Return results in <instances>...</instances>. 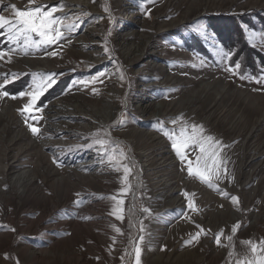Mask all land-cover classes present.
Wrapping results in <instances>:
<instances>
[{
	"label": "rangeland",
	"instance_id": "obj_1",
	"mask_svg": "<svg viewBox=\"0 0 264 264\" xmlns=\"http://www.w3.org/2000/svg\"><path fill=\"white\" fill-rule=\"evenodd\" d=\"M10 5L59 7L74 28L0 60V83L17 74L12 95L55 74L42 112L22 115L28 97H0V264H135L141 235L140 264H236L232 245L239 256L242 241L264 239V81L241 79L264 77V0H0V15ZM3 33L0 49L15 47ZM181 124L225 146L215 188L189 176L165 135ZM98 131L132 162L123 221L110 214L123 173L89 147Z\"/></svg>",
	"mask_w": 264,
	"mask_h": 264
},
{
	"label": "snow or ice",
	"instance_id": "obj_2",
	"mask_svg": "<svg viewBox=\"0 0 264 264\" xmlns=\"http://www.w3.org/2000/svg\"><path fill=\"white\" fill-rule=\"evenodd\" d=\"M34 2L35 0H29L30 4ZM10 10L12 12L11 17L0 15V30H4L3 34L6 35L7 41L10 44L15 45V47L8 49H0V60L7 57L9 63L11 62L12 53L23 51L26 54L29 48L58 45L61 40L66 39V33L72 32L74 28V22L65 23L66 17L55 15L56 12L60 11L59 7H53L46 11L43 7L39 6L22 10L15 5H10ZM36 37H38V39ZM49 55L54 57L57 55V52L53 51L49 53ZM218 55L221 56L222 60H230L232 54L230 52H220ZM240 67L241 65L239 63H235L234 66L229 65L225 70L235 72L240 69ZM35 75L36 78L33 80L30 90L21 91L15 95L10 94L5 89L9 83L13 82L17 74H5L3 82L0 83V97H9L11 95V98L13 99H16L17 97L29 98L28 102L25 103L21 109H18L22 115L25 113L32 114L34 111L42 112L43 108H37V103L47 89L55 82L53 79L55 74ZM99 75H103V73H100ZM96 79H98V77H93L91 82H94ZM241 79H253L257 83L264 81V77L257 79L256 77L242 76ZM175 123H177V121H173V124ZM29 127L33 134H39L40 129L38 127L33 125H29ZM165 135L171 141V146L180 160L182 162H187L186 167L189 176L199 178L200 181L207 184L210 188L216 187L215 181L226 178L227 162L221 157V153L225 146L221 141L216 140L214 137L205 135L203 126L196 124H181L178 133L166 132ZM109 137L110 133L107 131H98L94 134V139L89 147L94 145L98 146L100 151L108 155L109 161L112 163L116 171H122L123 173L120 193L110 197L113 201L110 214L114 216L116 220L123 221L125 219V200L120 197L126 196L132 191V184L129 182V177L132 175L133 168L130 166L132 162L129 160L124 147L116 144ZM190 147L193 148V150H199V154L194 161L189 159L186 152ZM124 161H128V163H124ZM184 195L188 196V193H184ZM225 195L227 194L225 193ZM232 200L233 203H238L237 197H232ZM189 206L191 207V203ZM129 211L131 212V210ZM143 211L148 212L149 210L143 209ZM239 227L240 225L236 224L232 228V233L235 234ZM112 228L115 233L123 234L120 227L113 224ZM143 230L144 228L141 224L140 231L143 232ZM202 232H204L203 229L197 232L188 243H192L193 240L198 241ZM222 236L223 232L216 237V243L218 245L221 243ZM112 239L115 241L116 237L114 236ZM227 239L231 244L233 236L229 235ZM143 240L144 237L141 235L139 237V244H142ZM131 243L135 256V264H140L142 249L137 242L132 241ZM241 244L246 247V251L243 254L237 256L234 245H232L233 251L229 253L231 257L235 258L236 264H264V239L258 242L245 240L242 241Z\"/></svg>",
	"mask_w": 264,
	"mask_h": 264
},
{
	"label": "trees",
	"instance_id": "obj_3",
	"mask_svg": "<svg viewBox=\"0 0 264 264\" xmlns=\"http://www.w3.org/2000/svg\"><path fill=\"white\" fill-rule=\"evenodd\" d=\"M218 21H219V19H218ZM222 22V20L220 19V23ZM241 44H243L244 45V42H243V39H241V40H238ZM245 46V45H244ZM246 47V46H245ZM245 51H248V48L246 47L245 48ZM248 53H249V51H248ZM243 55H245V54H243ZM243 55L242 54H240V55H238V57H239V61H241L242 59H243ZM247 56V55H246Z\"/></svg>",
	"mask_w": 264,
	"mask_h": 264
},
{
	"label": "bare ground",
	"instance_id": "obj_4",
	"mask_svg": "<svg viewBox=\"0 0 264 264\" xmlns=\"http://www.w3.org/2000/svg\"><path fill=\"white\" fill-rule=\"evenodd\" d=\"M108 107H109V105H107ZM111 112L108 110V112L103 116H101V117H103L104 118V121H105V123H107L106 121H108V119H110V117H111V114H110ZM73 136V135H72ZM72 138V137H71Z\"/></svg>",
	"mask_w": 264,
	"mask_h": 264
}]
</instances>
